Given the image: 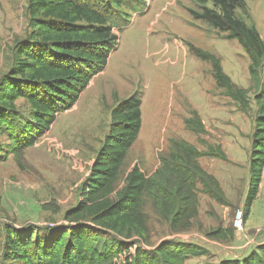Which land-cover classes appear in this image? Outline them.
I'll return each mask as SVG.
<instances>
[{
	"label": "trees",
	"instance_id": "obj_1",
	"mask_svg": "<svg viewBox=\"0 0 264 264\" xmlns=\"http://www.w3.org/2000/svg\"><path fill=\"white\" fill-rule=\"evenodd\" d=\"M198 10L188 13L235 40L249 59L248 74L258 84L254 95L257 114L251 136L249 186L243 207L246 220L258 196L264 171V41L253 24L236 15L247 14L244 0H192ZM212 7H208V4ZM145 0H27L30 32L18 41L12 67L0 83V162L9 155L19 159L45 134L56 117L70 110L90 81L107 66L118 43L114 31L130 24V14L143 13ZM188 51L211 66L216 87L232 99L242 113L250 110L248 91L235 85L220 59L188 45ZM24 100L30 121L24 130L16 107ZM142 97L139 91L116 101L111 109L109 131L103 138L87 179L80 187L78 202L67 210L66 227L50 237L32 236L20 229L4 227L5 256L14 264H185L189 258L206 254L202 247L184 241L164 240L150 246L148 205L154 217L165 223L171 235L185 233L198 216L197 185L220 205H225L218 181L200 166L199 159L228 162L219 147L199 151L193 145L171 140L160 166L150 177L134 166L118 186L127 155L142 127ZM187 131L205 134L198 113L183 121ZM226 231L207 233L209 239H223ZM219 264H264V244L246 257Z\"/></svg>",
	"mask_w": 264,
	"mask_h": 264
},
{
	"label": "rangeland",
	"instance_id": "obj_2",
	"mask_svg": "<svg viewBox=\"0 0 264 264\" xmlns=\"http://www.w3.org/2000/svg\"><path fill=\"white\" fill-rule=\"evenodd\" d=\"M145 1V12L130 14L129 26L121 32L114 31L119 39L106 68L90 81L76 104L59 114L18 160L9 155L0 162V264H14L5 256L4 227L20 229L32 236V240L35 235L50 237L66 227L64 214L80 198V187L109 131L112 107L135 91L142 97V127L122 167L118 186L134 166L146 177L152 176L171 140L185 141L199 151H206L209 146L222 150L224 146L228 159L222 162L201 158L205 172L219 182L225 205L218 204L197 185L201 215L189 231L171 235L169 227L145 206L150 246L164 240H198L206 255L186 264H219L220 258L227 252L230 254L233 245L240 241L255 248L262 240L259 229L247 230L243 216L249 186L251 136L257 114L254 95L258 91V84L248 74L249 59L237 41L226 40L206 23L191 18L189 9L199 11L192 0ZM244 1L247 14L237 10L236 15L253 24L264 41V0ZM208 7L212 5L209 3ZM29 32L27 0H0V83L12 67L17 42L24 40ZM188 45L220 59L224 73L235 85L248 91V113H242L216 87L210 64L190 54ZM16 107L24 130L25 124L31 123L30 108L24 100H18ZM192 111L198 113L205 134L197 136L185 129L183 121ZM4 143L7 145L5 135L0 138V144ZM243 197L240 206L238 202ZM230 205H233L230 226L224 228L221 206ZM237 211L242 212L240 230L234 225ZM258 214L256 210L250 217L255 224L264 218L262 213ZM217 229L228 232L226 239H229L219 242L206 237L208 231ZM235 234L239 235V241H234Z\"/></svg>",
	"mask_w": 264,
	"mask_h": 264
},
{
	"label": "crops",
	"instance_id": "obj_3",
	"mask_svg": "<svg viewBox=\"0 0 264 264\" xmlns=\"http://www.w3.org/2000/svg\"><path fill=\"white\" fill-rule=\"evenodd\" d=\"M221 148V147H220ZM223 149H224V146H222V151H223ZM225 153H227V152H225ZM12 156V155H11ZM203 159V158H202ZM201 159H199V164H200V166L203 168V169H206L205 167H204V165L202 164V162L200 161ZM210 172V171H209ZM210 174H211V172H210ZM219 183V182H218ZM221 187V186H220ZM263 187H264V171H263V175H262V182H261V185H260V190H259V194H258V196H257V198H256V200L254 201V203H253V205H252V209H251V213H250V215L248 216V218L246 219V228H247V230L248 231H252V230H256V229H259L260 230V233H261V238H262V240L256 245V247L257 246H259V245H262V244H264V218H262V220H261V222L260 223H257V224H255L253 221H252V219H250V217H251V214L252 215H254V213H255V211L257 210L258 212H259V214L258 215H260L261 213L264 215V196H261V193L263 194ZM243 203H244V197L241 199V201L240 202H238V204L240 205V206H243ZM235 204V203H234ZM233 204V205H234ZM262 206H261V205ZM233 205H230V206H221V207H223L222 208V210L220 211V214L222 215V218H223V220H224V228H226V227H228V226H230V223H229V216H230V212H231V209L233 208ZM255 208H256V210H255ZM199 215H201V213L199 212V210H198V216H197V218H196V220L195 221H197V219L199 218ZM262 215V216H263ZM195 221H193V224H194V222ZM224 232V231H223ZM208 233H209V231H208ZM227 237H229V236H227ZM226 237V238H227ZM232 237H233V235H232ZM226 238H223V239H219L218 241L219 242H223V241H227L228 239H226ZM239 241L240 240V237H239V235H237V234H235V239H234V241ZM198 241V240H197ZM197 241H193V240H185L184 242H188V243H193V244H196V245H198V246H200V247H202L203 249H205L203 246H201ZM207 244H215V243H212V242H209V241H207L206 242ZM217 245H218V243H217ZM248 246V243L247 244H242L241 243V241H240V243L239 244H237V245H233V247H232V251L230 252V254H228V252H227V254L226 255H224L223 257H221L220 258V260H219V263L221 262V261H224V260H235V259H237V260H239V259H242V258H244V257H246L252 250H254L255 248H251V247H247ZM237 250V252H240L239 254H236L237 252H233L234 250ZM206 255V254H205ZM201 257H203V256H201ZM198 258H200V257H197V258H189L186 262H185V264L187 263V262H189V261H191L192 259H198Z\"/></svg>",
	"mask_w": 264,
	"mask_h": 264
},
{
	"label": "built area",
	"instance_id": "obj_4",
	"mask_svg": "<svg viewBox=\"0 0 264 264\" xmlns=\"http://www.w3.org/2000/svg\"><path fill=\"white\" fill-rule=\"evenodd\" d=\"M243 216H244V215H243ZM234 225L236 226L237 229H239V230L241 229V226H242V212H241V211H237L236 216H235V222H234ZM251 242H252V241H251ZM249 243H250V242H249ZM124 256H125V255H121V256H119L118 259H115V260H114L115 263L120 264V263L123 261Z\"/></svg>",
	"mask_w": 264,
	"mask_h": 264
}]
</instances>
